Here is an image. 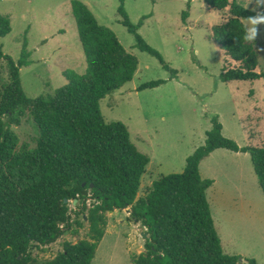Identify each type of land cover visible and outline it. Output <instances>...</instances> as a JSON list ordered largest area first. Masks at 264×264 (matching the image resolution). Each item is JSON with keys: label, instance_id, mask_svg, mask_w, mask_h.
I'll use <instances>...</instances> for the list:
<instances>
[{"label": "trees", "instance_id": "trees-1", "mask_svg": "<svg viewBox=\"0 0 264 264\" xmlns=\"http://www.w3.org/2000/svg\"><path fill=\"white\" fill-rule=\"evenodd\" d=\"M119 1L121 23L133 35L135 46L156 57L170 78L175 77L176 70L138 33L141 21L131 23ZM203 1L216 11L228 9L226 20L212 26L211 38L238 65L227 67L224 60L221 80L264 81V71H255L257 53L244 40L242 21L264 9L251 10L238 0ZM190 2L181 12L183 22ZM70 8L86 67L81 74L64 72L66 83L52 95H25L20 82V67L28 63L25 43L14 61L0 42V264H92L105 232V212L126 208L147 234L144 251L131 257L133 264H239L240 256L223 251L206 197L213 179L201 177L199 163L217 148L248 152L264 196V145H238L222 135V124L213 115L204 143L185 158L183 170L159 176L138 196L149 157L130 140L123 122L104 120L99 106L106 94L132 79L137 58L109 27L98 23L84 2L71 0ZM10 31L9 17L0 14V38ZM165 81L151 80L136 89ZM26 112L38 136L34 148L18 149L11 126L18 125ZM83 220L86 236L64 241L54 257L39 260L31 253L33 246L51 244L67 231L79 235Z\"/></svg>", "mask_w": 264, "mask_h": 264}, {"label": "rangeland", "instance_id": "rangeland-1", "mask_svg": "<svg viewBox=\"0 0 264 264\" xmlns=\"http://www.w3.org/2000/svg\"><path fill=\"white\" fill-rule=\"evenodd\" d=\"M70 1L0 0V14L7 15L11 24V31L0 38L2 49L17 61L25 43L28 63L20 67V82L30 98L52 95L66 83L64 72L85 71ZM81 1L137 58L132 79L106 94L99 106L104 120L123 122L130 140L149 157L138 196L145 194L159 176L183 170L185 158L204 143L213 115L222 124V135L238 145H264L263 79L220 78L224 60L227 67L238 65L211 38L212 26L226 20L227 8L216 11L203 0H191L183 22L181 12L187 10V0H123L130 22L141 21L138 33L176 70V76L170 78V71L156 57L135 46L133 35L121 23L119 0ZM238 2L258 12L264 9L256 0ZM258 27L257 39L248 42L257 53V72L264 71V24ZM157 79L166 81L136 89ZM11 128L17 134L18 149L22 145L35 147L38 130L27 112ZM213 151L200 161L199 172L202 178L213 179L206 197L223 251L240 256L239 264H249L248 259L264 264V196L250 155L225 148ZM70 208H74L72 203ZM105 214V232L92 264H133L131 257L144 251V227L130 219L128 208ZM82 222L79 235L67 231L51 244L33 246L31 253L39 260L54 257L64 241L75 242L86 236L87 222Z\"/></svg>", "mask_w": 264, "mask_h": 264}, {"label": "clouds", "instance_id": "clouds-1", "mask_svg": "<svg viewBox=\"0 0 264 264\" xmlns=\"http://www.w3.org/2000/svg\"><path fill=\"white\" fill-rule=\"evenodd\" d=\"M257 5H264V0H256ZM264 24V13H257L248 18V23L244 25V40L255 41L259 35V25Z\"/></svg>", "mask_w": 264, "mask_h": 264}, {"label": "water", "instance_id": "water-1", "mask_svg": "<svg viewBox=\"0 0 264 264\" xmlns=\"http://www.w3.org/2000/svg\"><path fill=\"white\" fill-rule=\"evenodd\" d=\"M87 190L86 189H83L82 190V194L83 195H86L87 194ZM65 201L67 200V199H64ZM75 202H76V200L74 199V200H72V205H74L75 204ZM113 210H109V212H112ZM142 236L145 238V236H146V233L145 232H142Z\"/></svg>", "mask_w": 264, "mask_h": 264}, {"label": "crops", "instance_id": "crops-1", "mask_svg": "<svg viewBox=\"0 0 264 264\" xmlns=\"http://www.w3.org/2000/svg\"><path fill=\"white\" fill-rule=\"evenodd\" d=\"M247 140H250V138H249L248 136H247ZM213 152H214V151H212L210 154H212ZM243 153H246V152H243ZM210 154H209V155H210ZM209 155H208V156H209Z\"/></svg>", "mask_w": 264, "mask_h": 264}, {"label": "built area", "instance_id": "built-area-1", "mask_svg": "<svg viewBox=\"0 0 264 264\" xmlns=\"http://www.w3.org/2000/svg\"><path fill=\"white\" fill-rule=\"evenodd\" d=\"M62 226V225H61Z\"/></svg>", "mask_w": 264, "mask_h": 264}]
</instances>
